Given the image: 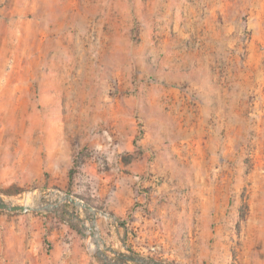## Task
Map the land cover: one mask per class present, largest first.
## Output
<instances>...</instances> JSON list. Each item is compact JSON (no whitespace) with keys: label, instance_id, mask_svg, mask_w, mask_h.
Masks as SVG:
<instances>
[{"label":"rangeland","instance_id":"1","mask_svg":"<svg viewBox=\"0 0 264 264\" xmlns=\"http://www.w3.org/2000/svg\"><path fill=\"white\" fill-rule=\"evenodd\" d=\"M113 28L125 66L93 51ZM159 188L211 220L205 260L148 209L136 238L134 195ZM54 191L0 209V264H264V0H0V196Z\"/></svg>","mask_w":264,"mask_h":264},{"label":"crops","instance_id":"2","mask_svg":"<svg viewBox=\"0 0 264 264\" xmlns=\"http://www.w3.org/2000/svg\"><path fill=\"white\" fill-rule=\"evenodd\" d=\"M130 41V32L123 33L122 37L118 31H115L113 28L112 30L107 29V31L99 30L98 34V44L93 47V51H96V56L98 59L101 60V62L104 61H111L114 63V65L117 62H123V66L130 62L129 55L127 56L126 52V44L128 45ZM123 43V44H121ZM33 73L31 74L35 75L36 73V67L32 66ZM80 82H83V79H80ZM102 82V79L100 78L99 83ZM103 82H105L103 80ZM48 83V82H47ZM46 82L41 84H47ZM59 83L63 84L65 82V78L61 79L59 78ZM105 84V83H104ZM67 87H61V86H48L44 87L43 85V91H50L53 92L56 96V98H68L69 92L67 91ZM99 97V96H98ZM62 110V109H61ZM79 109H76V113ZM60 113H62L60 111ZM162 127V125H159ZM149 144L158 146V143L156 142V139H153V141H150ZM103 146H107L106 143H103ZM160 152L158 154V157L156 159V163L158 164L160 160ZM133 166H135L136 173L142 172V168L145 169L146 163H143L141 165H135V163H132ZM135 178H138L135 176ZM137 202L138 207L133 211L131 215V221L135 225L134 232H136L137 235L141 234V232L146 229V233H148V224L152 221V219H149V215L146 213L143 209H148L147 212L150 210L153 211L155 214L159 216H163L164 218L168 217L171 218V222L173 223V233H175L177 237V243L181 241L184 234L188 233V239L186 240V244H188L189 248L195 247L196 249V259H201V261L205 260L207 256H209L208 253V247H209V239L214 236L213 231L210 229L211 227V220L207 219L203 216L200 217V215H193L191 212V205L188 203L186 195L182 194L178 191H170L166 192L162 191V189H151L149 192L135 194L134 195ZM164 199V200H161ZM189 211L187 212V210ZM122 210V209H121ZM123 213V211L117 210V215ZM127 213V211H126ZM125 213V214H126ZM127 217H122L124 220ZM129 220V219H128ZM129 236H131L130 233H128ZM182 236V237H181ZM217 236V235H216ZM131 238V237H130ZM218 238V236H217ZM217 244L220 241L219 239L216 240ZM190 252V251H189Z\"/></svg>","mask_w":264,"mask_h":264},{"label":"bare ground","instance_id":"3","mask_svg":"<svg viewBox=\"0 0 264 264\" xmlns=\"http://www.w3.org/2000/svg\"><path fill=\"white\" fill-rule=\"evenodd\" d=\"M6 202L10 205H23L27 210L34 209H44L61 206L67 197L64 194L53 192V195L50 197V203L48 205L44 204V196L42 195L40 199L37 198V195L33 193H27L22 198L17 197H3ZM87 219H85L83 226L84 230L88 234V247L91 252L101 251L102 241L99 233V226L97 224V215L98 212L95 209H87ZM106 218L109 217L107 213H104ZM146 263V261H144Z\"/></svg>","mask_w":264,"mask_h":264},{"label":"water","instance_id":"4","mask_svg":"<svg viewBox=\"0 0 264 264\" xmlns=\"http://www.w3.org/2000/svg\"><path fill=\"white\" fill-rule=\"evenodd\" d=\"M0 209H6V210H10V211H26V208L23 205H10L1 196H0ZM89 209H93V207L89 206ZM100 255L103 256V253H100ZM155 262H156L155 264H160L157 261H155Z\"/></svg>","mask_w":264,"mask_h":264},{"label":"trees","instance_id":"5","mask_svg":"<svg viewBox=\"0 0 264 264\" xmlns=\"http://www.w3.org/2000/svg\"><path fill=\"white\" fill-rule=\"evenodd\" d=\"M80 167V164L77 161H74V166L73 168L70 170V177H72L74 170L78 169Z\"/></svg>","mask_w":264,"mask_h":264},{"label":"built area","instance_id":"6","mask_svg":"<svg viewBox=\"0 0 264 264\" xmlns=\"http://www.w3.org/2000/svg\"><path fill=\"white\" fill-rule=\"evenodd\" d=\"M126 225H127V226H130L131 224H130V222H127ZM136 238H137L138 240H140L141 236H140V235H137ZM156 248H157V247H152L153 250H155Z\"/></svg>","mask_w":264,"mask_h":264}]
</instances>
